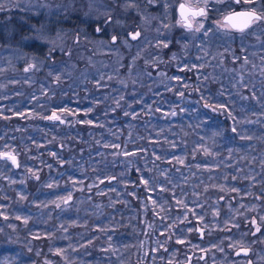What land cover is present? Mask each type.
I'll return each instance as SVG.
<instances>
[{"label":"rangeland","instance_id":"obj_1","mask_svg":"<svg viewBox=\"0 0 264 264\" xmlns=\"http://www.w3.org/2000/svg\"><path fill=\"white\" fill-rule=\"evenodd\" d=\"M128 2L0 0V264H264L257 5Z\"/></svg>","mask_w":264,"mask_h":264},{"label":"snow or ice","instance_id":"obj_2","mask_svg":"<svg viewBox=\"0 0 264 264\" xmlns=\"http://www.w3.org/2000/svg\"><path fill=\"white\" fill-rule=\"evenodd\" d=\"M95 0H89V4L91 5L94 3ZM148 5H153L157 2L163 3L165 7V14H167V9L169 7V0H146ZM216 3H223L224 0H215ZM245 4H256V7L241 10V11H231L227 15L224 16V21L225 23L223 24L224 27H230L231 29H235L241 33H243L246 29H248L251 25L264 20V8H261L259 4H257V0H243ZM231 3L234 4H240L241 0H231ZM138 8L135 0H129L128 3L125 4V8ZM208 0H203V6H199V0L197 5L194 7L192 4L189 3H181L179 5V16L180 19L177 21V23L181 24L184 28L188 29L189 31L192 30V23L190 22V18L194 19L195 17H203L207 19L208 16ZM157 17H152V16H145L143 19V23H150L152 19H156ZM168 27L167 25H165ZM203 28V23H200L199 26L195 29V31L199 32ZM97 32L101 31L100 28L96 29ZM157 32L160 31L158 28L156 30ZM207 31H205V35H207ZM140 32L137 31L134 34H132L131 38L132 39H137L140 36ZM116 37H112V41L115 42ZM169 42H162V46L164 48L169 47ZM161 44H158L157 47H160ZM34 67V65L30 66ZM28 69H25L27 71ZM57 79H59L57 77ZM215 110V109H213ZM48 119H53V120H58L59 116H57L55 113L51 116L48 117ZM88 123H91V121H88ZM233 131H235V128H233ZM9 159L12 160L13 163H16V158L15 156H8ZM144 183L147 185L148 181L145 180ZM232 191H238V189L233 188ZM68 199H71L69 196ZM155 203V201H153ZM180 203V201H178ZM185 207H187L185 205ZM255 222V221H253ZM257 231H259V228H257ZM177 243H185L184 240L182 239H177ZM245 253L247 250H244ZM239 254V253H237Z\"/></svg>","mask_w":264,"mask_h":264},{"label":"trees","instance_id":"obj_3","mask_svg":"<svg viewBox=\"0 0 264 264\" xmlns=\"http://www.w3.org/2000/svg\"><path fill=\"white\" fill-rule=\"evenodd\" d=\"M2 16V15H1ZM127 16H128V18L129 19H132V21H131V26L134 24V23H136L137 22V20H138V16L136 15V14H133L132 12H129L128 14H127ZM223 17V16H222ZM222 17H218L219 19H221L222 20ZM0 19H2V17H0ZM216 19V18H215ZM1 21V20H0ZM129 30H132V27L131 28H128ZM237 31V30H236ZM56 114L57 116H59V118H63L64 116H65V114L67 113V111L66 110H64V106L63 105H58V106H56V105H54V106H48V108H47V110H46V112L44 113V114H42V117H44V118H47L48 119V117H51L53 114ZM48 120H52V119H48ZM49 155H51L50 153H49ZM135 174V173H134ZM136 180L138 181V176H136ZM126 227L127 228H129V225L127 226V224H126Z\"/></svg>","mask_w":264,"mask_h":264},{"label":"water","instance_id":"obj_4","mask_svg":"<svg viewBox=\"0 0 264 264\" xmlns=\"http://www.w3.org/2000/svg\"><path fill=\"white\" fill-rule=\"evenodd\" d=\"M182 3H184V2H182ZM181 4V3H180ZM179 4V5H180ZM245 9H249V8H239V9H235V10H232V11H241V10H245ZM231 12V11H230ZM178 13H179V6H178ZM229 13V12H228ZM228 13H226L225 15H227ZM224 15V16H225ZM224 16H223V20H224ZM195 18H197V17H195ZM190 22L192 23V20H191V18H190ZM225 22V21H224ZM235 30V29H234Z\"/></svg>","mask_w":264,"mask_h":264}]
</instances>
